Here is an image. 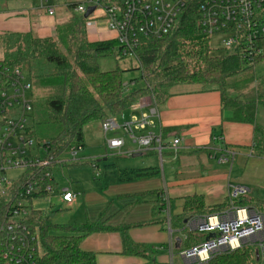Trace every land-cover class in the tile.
<instances>
[{
    "label": "trees",
    "instance_id": "1",
    "mask_svg": "<svg viewBox=\"0 0 264 264\" xmlns=\"http://www.w3.org/2000/svg\"><path fill=\"white\" fill-rule=\"evenodd\" d=\"M199 4L200 0H195L190 5L173 35L145 41L138 53V70L144 87L130 93L124 87L125 70L118 67L103 72L98 65L102 56L119 54L117 41L89 42L83 16L73 14L68 23L58 26L56 38L40 39L32 33L0 37L6 51L0 64L23 70L33 90L39 89L47 96L43 104L38 101L33 104L30 135L38 142L51 144L52 153L59 158L73 147L84 148L87 124L102 123L110 117L119 118L145 97L162 104L169 97L170 88L191 85L199 87L191 91H218L223 107L235 110L234 121L255 126L256 147L264 150V130L255 125L253 103H243L230 83L245 71V63L237 55H212L211 40L199 28ZM76 5L72 3V9ZM257 100L264 105V91L259 93ZM70 165L79 166L81 163ZM158 172L155 168L141 169L135 171L132 178ZM21 187L22 182H16L6 190L0 187V251L1 228ZM46 196L48 194L44 193L40 197ZM162 196L157 205L159 213H163L165 207ZM235 205H252L258 209V201L248 196L237 200ZM229 206V199L225 204L211 208L201 197L187 198L184 202L185 219L218 214ZM27 223L37 237L38 264H97L93 253L81 249V242L87 236L111 230L103 223L56 224L43 212L34 209ZM125 230H120L125 249L131 253L143 250L129 242ZM202 237L189 232L186 247L200 244ZM252 246L244 245L237 251L217 254L208 264H261L260 253Z\"/></svg>",
    "mask_w": 264,
    "mask_h": 264
},
{
    "label": "crops",
    "instance_id": "2",
    "mask_svg": "<svg viewBox=\"0 0 264 264\" xmlns=\"http://www.w3.org/2000/svg\"><path fill=\"white\" fill-rule=\"evenodd\" d=\"M72 3L76 2L62 5ZM9 9L0 10V37L32 33L40 39L56 38L57 27L68 23L75 14L63 11L49 17L39 8L32 9L25 4ZM83 17L89 42L116 41V34L108 30L101 10H94L88 18ZM130 111L142 114L148 113L149 108ZM234 114V109L223 107L218 91L169 92V97L158 104V116L151 119L154 125L149 128L151 132L162 134L161 169L156 167L154 159L125 162L124 168L108 165L106 174H102L105 177L78 182L72 191L79 195L72 205L61 202L66 209H72L68 217L62 218L68 219L67 225L103 223L111 228L84 238L81 249L93 253L97 264H190L180 256L181 251L188 249L190 231L186 224L189 220L184 214L187 198L201 197L207 207L213 208L226 203L231 186H243L250 191L249 199L258 201V209L264 208V150L256 147L253 154H249L257 142L255 126L234 121ZM177 139L180 143L173 149L171 145ZM128 146L126 141L125 152L132 154L125 155L134 159L140 157L136 144ZM228 150L240 151V154L232 158ZM143 155L158 156L154 152ZM97 158L99 167L106 159ZM222 158L228 161L221 162ZM148 168L159 172L132 178L135 171ZM164 193L170 200V229L165 214L157 212L160 196ZM258 211L264 213V210ZM205 216L209 215L191 219ZM123 228L129 242L143 250L131 253L125 249L120 231ZM201 236V242L206 240Z\"/></svg>",
    "mask_w": 264,
    "mask_h": 264
},
{
    "label": "built area",
    "instance_id": "3",
    "mask_svg": "<svg viewBox=\"0 0 264 264\" xmlns=\"http://www.w3.org/2000/svg\"><path fill=\"white\" fill-rule=\"evenodd\" d=\"M36 1L38 8L49 17L63 11L85 16L89 9L101 10L108 30L116 34L119 55L138 61L145 41L173 35L195 0H86L73 9L71 4L64 6L59 0ZM198 14L202 33L210 40L222 37L226 54L237 55L245 64H254L264 58V0H200ZM124 87L128 92V85L124 83ZM32 91L27 73L0 64V187L6 190L22 182L19 196L12 202L1 228L0 264H38L37 237L27 223L32 210L29 199L40 198L44 193L58 194L62 202L72 205L79 195L69 188L60 190L53 169L78 163V154L83 148L73 147L67 152L70 160L61 159L62 156L58 158L52 153L51 144L38 142L30 135L34 101L29 94ZM147 107L148 113L133 116L122 125L117 118L110 117L101 123V129L105 135L123 132L136 144V153L154 152L162 161V134L149 130L154 125L151 119L158 116L157 101L142 100L132 109ZM179 143L177 139L171 147L176 149ZM106 144L119 155L132 154L123 151L126 147L124 137L109 138ZM255 148L256 145L250 155ZM226 152L232 158L240 154L235 150ZM227 161L226 158L221 160ZM96 164H93L95 169L98 168ZM249 193L248 188L233 185L229 192L230 208L226 212L189 220L186 228L190 232L206 238L210 234L215 237L181 251L180 256L190 264H208L215 255L237 251L244 245L258 246L264 254V213L235 205ZM162 200L170 229L171 207L166 193Z\"/></svg>",
    "mask_w": 264,
    "mask_h": 264
},
{
    "label": "rangeland",
    "instance_id": "4",
    "mask_svg": "<svg viewBox=\"0 0 264 264\" xmlns=\"http://www.w3.org/2000/svg\"><path fill=\"white\" fill-rule=\"evenodd\" d=\"M60 4H66L70 2H86V0H59ZM25 4L29 8L38 9V4L36 0H0V10L9 7V10H14ZM43 12V10H39ZM38 11V12H39ZM77 15V14H76ZM210 46L212 49L213 56H220L226 54V50L223 49L222 37H212L210 41ZM5 48L0 40V61L5 58ZM100 70L112 71L118 67L126 72L123 74L124 83L128 85V93L132 92L135 89L144 87V83L141 80V71L138 70V61L134 59L122 58L119 54H107L102 56L98 62ZM134 81L133 83L131 81ZM237 92L236 96H240V100L243 103H253L254 105V116H255V125L259 130H264V105H262L257 99L259 93L264 91V58L257 61L254 64H245V71L239 76L233 78L230 82ZM198 86L191 85H177L169 89L170 93H175L179 91H190L197 90ZM30 97L33 101H38L43 104L47 98L46 93L41 90H34L30 92ZM148 97H145L143 100H148ZM154 98H152L153 100ZM134 115L141 117L139 111H130L127 110L122 116H120L117 121L121 125L129 122ZM32 122H30V125ZM100 122H92L85 126L84 128V148L78 154V160L81 163L79 166L75 165H66L63 167H58L53 169V175L59 184V189L64 188L76 189L78 182L81 180L85 181L89 178L94 180L98 177H105L102 174H106L108 165L117 164L120 168H124L123 164L125 162H142L154 159L156 167L161 169V161L158 156H145L142 155L136 159L129 157L128 155H119L117 152L111 151L106 144L107 139L114 137H124L128 141V147H134V144L130 143V139L123 134V132L118 133L117 135L113 132L105 135L100 129ZM125 152V149L123 150ZM42 156H45V153H41ZM106 159L99 163V167L93 169L94 165L98 162V158ZM61 159L70 160L69 154L65 153L62 155ZM12 176H16V173H11ZM256 194H258L256 192ZM258 196V195H257ZM61 197L58 194L48 195L46 197L33 198L31 201V207L34 210L41 211L43 214L52 219L53 222L60 225L68 224V219L64 220L63 217H68L72 209H66L61 204ZM29 205V206H30ZM253 248L260 253L261 264H264V254L258 248V246L253 245Z\"/></svg>",
    "mask_w": 264,
    "mask_h": 264
},
{
    "label": "water",
    "instance_id": "5",
    "mask_svg": "<svg viewBox=\"0 0 264 264\" xmlns=\"http://www.w3.org/2000/svg\"><path fill=\"white\" fill-rule=\"evenodd\" d=\"M95 9H89L88 10V12H87V14L85 15V18H88L92 13H93V11H94ZM137 156H141V154H137ZM215 237V235L214 234H210L207 238H206V240H209V239H211V238H214Z\"/></svg>",
    "mask_w": 264,
    "mask_h": 264
}]
</instances>
